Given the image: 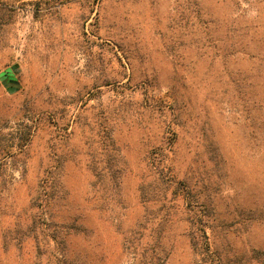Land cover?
<instances>
[{"label":"rangeland","instance_id":"374dc122","mask_svg":"<svg viewBox=\"0 0 264 264\" xmlns=\"http://www.w3.org/2000/svg\"><path fill=\"white\" fill-rule=\"evenodd\" d=\"M225 24L243 30L232 38L244 46L221 50ZM14 78L9 94L1 82ZM261 101L264 0H0V264H38L27 227L44 228V177L54 221L84 226L69 244L76 264L158 254L160 203L138 190L155 164L183 189L176 202L169 189L165 264H256ZM99 147L114 159L112 180L89 171ZM188 210L209 216L203 259Z\"/></svg>","mask_w":264,"mask_h":264},{"label":"trees","instance_id":"16d2710c","mask_svg":"<svg viewBox=\"0 0 264 264\" xmlns=\"http://www.w3.org/2000/svg\"><path fill=\"white\" fill-rule=\"evenodd\" d=\"M225 28V42L223 41L221 47L222 51L228 52L229 50L236 49L237 46H244L237 45V42L234 43V38H232L235 32L243 31L241 28L235 29L230 24H225ZM229 32L231 33L232 44H230ZM261 103L264 104V101H261ZM257 120L259 121V118ZM260 127L261 126H258V128ZM99 148L100 149L95 150V155L91 156L92 159L89 164V171L97 179L112 180L116 178V175L118 174L115 164L112 163L114 159L110 155V152H108L109 150H107V148ZM159 149L162 151L160 153V155H162V148L156 147L153 151H159ZM165 156L162 158L163 160ZM93 157L94 159H100L98 161L99 163H95L96 161H93ZM151 170L153 171V174ZM165 172V166L158 164L150 166L147 174L148 177H145V180L138 188L142 200L148 203H160V209L155 215L156 219L158 218L159 221L154 231L156 237L155 244L157 248L159 247V250L158 254L156 252L154 255H147L145 256V260L138 261L136 264H165L167 258V252L163 248V234L165 232L164 224L171 218L169 217L171 215L169 211L170 208L167 206L169 189L172 188L174 184V189H172L170 194V200H174V202L180 197V195H177V192H179L178 190L181 191L183 189L179 188L180 184H178V182H174L175 179L173 175ZM149 176H153V179L151 178L152 181H150ZM52 187L53 184L50 182V179L44 177V197L42 201H40V204L43 203L40 207L42 208V214L44 212V228L39 229L36 225L35 219H33L27 227V233H29L30 239L34 244L33 251L35 258L38 260V264H76L70 254L69 244L71 239L80 237L85 229L82 223H77V220L74 217H62L60 221H54V218L49 211L50 207L57 201L54 197ZM151 187L152 189L149 190ZM34 204L32 203V207H35ZM187 204L188 206H192V208L202 207V205L197 202L194 203V205H191L190 202ZM191 210H188L189 218L187 219V222L190 225L188 238L193 253L203 259L209 253L207 237L209 216L200 213V211H195L191 216ZM147 249V251H149L150 247ZM252 252L255 263L264 264V251L253 249Z\"/></svg>","mask_w":264,"mask_h":264},{"label":"water","instance_id":"95a60500","mask_svg":"<svg viewBox=\"0 0 264 264\" xmlns=\"http://www.w3.org/2000/svg\"><path fill=\"white\" fill-rule=\"evenodd\" d=\"M1 83L4 86V88L7 89L9 94H13L19 89L18 82L15 78L14 79H6V80L2 81Z\"/></svg>","mask_w":264,"mask_h":264}]
</instances>
